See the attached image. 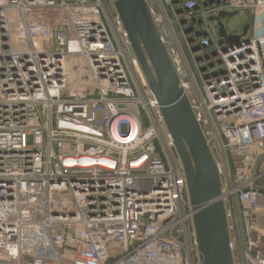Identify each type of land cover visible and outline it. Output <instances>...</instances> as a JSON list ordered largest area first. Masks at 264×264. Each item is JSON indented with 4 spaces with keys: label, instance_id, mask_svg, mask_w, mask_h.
<instances>
[{
    "label": "built area",
    "instance_id": "2783aa9c",
    "mask_svg": "<svg viewBox=\"0 0 264 264\" xmlns=\"http://www.w3.org/2000/svg\"><path fill=\"white\" fill-rule=\"evenodd\" d=\"M146 2L215 159L234 262L264 264V0ZM233 11L249 29L222 37ZM193 214L112 0H0V264H200Z\"/></svg>",
    "mask_w": 264,
    "mask_h": 264
},
{
    "label": "water",
    "instance_id": "95a60500",
    "mask_svg": "<svg viewBox=\"0 0 264 264\" xmlns=\"http://www.w3.org/2000/svg\"><path fill=\"white\" fill-rule=\"evenodd\" d=\"M148 85L174 139L187 179L200 264H235L215 159L180 84L146 0H112ZM233 13L222 12L221 17ZM220 35L226 36L219 20ZM249 25L243 32L247 33ZM228 42L238 40L228 36Z\"/></svg>",
    "mask_w": 264,
    "mask_h": 264
},
{
    "label": "rangeland",
    "instance_id": "374dc122",
    "mask_svg": "<svg viewBox=\"0 0 264 264\" xmlns=\"http://www.w3.org/2000/svg\"><path fill=\"white\" fill-rule=\"evenodd\" d=\"M232 13L233 15L225 16L223 18V23L229 34H237L248 23V17L243 11H237V12L233 11ZM74 62L73 61L71 62L72 63V65H70L71 68L73 67Z\"/></svg>",
    "mask_w": 264,
    "mask_h": 264
}]
</instances>
